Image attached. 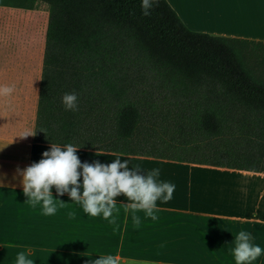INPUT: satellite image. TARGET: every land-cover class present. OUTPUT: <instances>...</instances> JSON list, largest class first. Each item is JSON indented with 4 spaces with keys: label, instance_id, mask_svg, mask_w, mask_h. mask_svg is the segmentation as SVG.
Instances as JSON below:
<instances>
[{
    "label": "trees",
    "instance_id": "1",
    "mask_svg": "<svg viewBox=\"0 0 264 264\" xmlns=\"http://www.w3.org/2000/svg\"><path fill=\"white\" fill-rule=\"evenodd\" d=\"M40 3L36 142L264 172V42L192 31L167 0H0Z\"/></svg>",
    "mask_w": 264,
    "mask_h": 264
},
{
    "label": "crops",
    "instance_id": "2",
    "mask_svg": "<svg viewBox=\"0 0 264 264\" xmlns=\"http://www.w3.org/2000/svg\"><path fill=\"white\" fill-rule=\"evenodd\" d=\"M167 1L192 31L264 42V0ZM48 18L47 6H0V85H14L0 95V264H15L20 251L33 264H85L99 254L119 255L121 264H235L229 249L240 230L264 248V172L124 154L130 167H159L160 179L176 186L170 201H157L155 221L136 213L138 226L124 211L123 195L115 198V225L87 216L67 194L51 216L25 202L16 169L50 147L35 135L19 137L36 130ZM77 154L82 162L107 164L115 153ZM252 264H264V255Z\"/></svg>",
    "mask_w": 264,
    "mask_h": 264
},
{
    "label": "clouds",
    "instance_id": "3",
    "mask_svg": "<svg viewBox=\"0 0 264 264\" xmlns=\"http://www.w3.org/2000/svg\"><path fill=\"white\" fill-rule=\"evenodd\" d=\"M141 5L147 15L151 7L150 0H141ZM13 90L14 85H0V95H9ZM61 103L65 110H78L75 92L65 93ZM29 135H35V132H25L19 137ZM80 147L73 143L51 142L38 161H33L23 169L17 167L16 175L20 178L26 203L33 207L40 205L41 213L51 216L58 207L65 206L66 202L60 197L67 194L69 200L87 216H99L115 225L120 211L115 198L123 195L127 201L123 203L124 211L127 213L131 210L132 222L138 226L141 221L137 212L142 211L145 217L155 221L158 218L157 201L167 203L172 199L176 186L160 179L159 167L142 169L139 164L130 167L131 157L122 158L124 153H115L114 159L107 164L100 161L82 162L77 154ZM100 155L98 151L97 156ZM233 237L229 252L235 264H252L264 255V248L252 242L250 232L240 230ZM15 264H33V260L20 251L16 253ZM85 264H121V259L119 255L99 254L98 258H90Z\"/></svg>",
    "mask_w": 264,
    "mask_h": 264
},
{
    "label": "rangeland",
    "instance_id": "4",
    "mask_svg": "<svg viewBox=\"0 0 264 264\" xmlns=\"http://www.w3.org/2000/svg\"><path fill=\"white\" fill-rule=\"evenodd\" d=\"M40 6H47V5H45L44 3H40ZM37 42H39V40Z\"/></svg>",
    "mask_w": 264,
    "mask_h": 264
}]
</instances>
